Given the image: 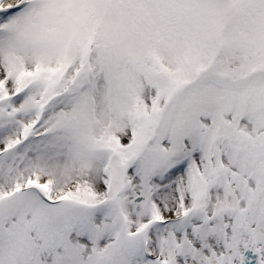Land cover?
I'll list each match as a JSON object with an SVG mask.
<instances>
[{
  "label": "snow or ice",
  "instance_id": "obj_1",
  "mask_svg": "<svg viewBox=\"0 0 264 264\" xmlns=\"http://www.w3.org/2000/svg\"><path fill=\"white\" fill-rule=\"evenodd\" d=\"M0 264H264V0H0Z\"/></svg>",
  "mask_w": 264,
  "mask_h": 264
}]
</instances>
